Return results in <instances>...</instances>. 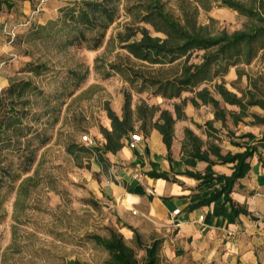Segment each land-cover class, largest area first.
<instances>
[{"label":"rangeland","instance_id":"rangeland-1","mask_svg":"<svg viewBox=\"0 0 264 264\" xmlns=\"http://www.w3.org/2000/svg\"><path fill=\"white\" fill-rule=\"evenodd\" d=\"M82 1L33 0L28 13L0 5V98L6 107L11 106V100H19L8 89L22 80H31L39 88L27 90L22 101L15 103L20 110L30 102L23 119L32 128L29 137L10 130L12 141L0 147V264H107L108 251L89 236L108 237L110 228L119 230L120 223L113 208L88 190L83 167L88 166L89 155L82 153L76 158L70 147L75 151L91 147L83 139L90 134L89 126L102 120L107 104H124L126 92L132 95L133 106L143 101L160 108L173 104L155 95L152 88L138 92L111 68L112 63H129L143 70L149 66L119 42L118 34L131 22L124 0L116 2L118 17L98 47H93L92 39L96 30H86V39L72 44L68 39L77 31L62 27V22L59 28L51 24L62 19V8ZM164 1L178 19L183 18V6L196 5L192 0ZM241 1L260 7V0ZM210 2V10L198 7L197 18L212 34L250 30L259 23L222 0ZM41 25L48 29L35 32ZM201 54L196 51L191 61L200 62ZM37 64L47 67L36 74ZM241 64L254 88L258 75L264 73V49L251 63ZM108 72L111 75L107 76ZM72 91L75 93L70 96ZM3 116L0 103V119ZM146 229L142 238L150 244L155 235ZM120 232L133 243L131 231ZM157 234L163 249L166 237L163 232ZM163 257L165 264H174Z\"/></svg>","mask_w":264,"mask_h":264},{"label":"crops","instance_id":"crops-1","mask_svg":"<svg viewBox=\"0 0 264 264\" xmlns=\"http://www.w3.org/2000/svg\"><path fill=\"white\" fill-rule=\"evenodd\" d=\"M32 1L14 0L13 8L28 13L32 10ZM239 70L243 72L240 79ZM248 74L243 70V64H239L231 67L223 78L200 87L207 86L220 101V112H223L220 117H216V109L211 104H203L197 99L200 104L195 105L191 92L172 99L170 107H162L176 118L175 104L188 98L187 104L182 106L184 116L174 124L170 150L157 128L148 124L145 131L138 121L135 131L123 138V147L116 152H107L104 149L107 140L100 130L101 125L112 130L107 111L99 123L88 128L90 134L87 135L94 139V145L84 151L70 147V153L76 158L82 153L89 155L88 166L83 167L86 185L96 198L103 199L113 208L120 223L119 230L131 231L133 235L128 227L133 226L143 234L148 227L155 235L154 239H158L157 233L163 232L166 240L160 254L174 264H264V123L255 118V115L264 117V107L252 105L246 109V114H242L239 105L224 102L214 88L216 81H224L230 91L239 97L244 95L247 100L249 92H256ZM242 83L245 85H240ZM257 95L263 96L261 92ZM123 105L117 102L110 106L122 117ZM132 107L135 109L136 106ZM158 115L159 112L155 120ZM187 130L202 140V150L217 145L225 155L243 152L248 146L256 148L249 158V172L237 180L231 193L237 206L247 213L235 214L224 197L203 203L218 185H215L216 180L206 181L190 174L204 175L209 162L190 153L192 143ZM134 133L142 135L140 142L133 143ZM98 153L102 154L104 164L99 161ZM210 158L216 161L212 166L215 175L233 173L235 163L219 161L214 154H210ZM177 208L180 213L174 215Z\"/></svg>","mask_w":264,"mask_h":264},{"label":"trees","instance_id":"trees-1","mask_svg":"<svg viewBox=\"0 0 264 264\" xmlns=\"http://www.w3.org/2000/svg\"><path fill=\"white\" fill-rule=\"evenodd\" d=\"M118 0H84L79 4L64 7L61 9L62 19L51 21L55 28L62 22V27L69 26V31H77L74 36L69 37V43L86 39V30H96L93 36L94 46L98 47L104 41L106 32L118 17ZM124 8L131 17V22L125 26V32L118 34L121 47L126 49L136 60L147 63L146 70L135 67L129 63H112L111 68L123 75L132 87L138 92L147 89H154V94L165 99L181 98L184 92H191V98L195 105L211 104L216 109V117H220L221 104L211 90L204 86L217 78H223L231 67L245 62L247 64L264 49V0H260V7L248 6L241 0H222L223 4L233 8L250 18L256 19L259 23L250 30H238L232 33L223 32L212 34L208 26L199 23L197 14L198 7L206 10L212 8L210 0H192L196 5L193 8L182 7L183 18H176L166 7L164 0H124ZM186 1V0H184ZM5 3L8 8H13L14 0H0V5ZM144 23L145 25H142ZM146 25H150L148 28ZM47 30V26L41 25L34 29L35 32ZM138 34L141 36L137 38ZM196 51H202L200 62H192L191 59ZM47 66L44 64L35 65V73L43 71ZM74 75L75 72H72ZM111 75L109 72L107 76ZM243 72L239 70V79ZM250 79V78H249ZM256 92H249L250 97L245 100L244 95L238 96L230 91L225 82H215V91L221 95L224 102L239 105L241 113L246 114V109L252 105L264 107V73H260L254 82ZM79 84H77V87ZM33 89L38 91V86L31 80H22L12 84L8 92L11 96L16 95L19 100H11L10 107L4 104V98H0L3 108V117L0 119V147H4L12 141L10 130L16 135L29 137L32 128L24 124V116L30 109V102L27 100L22 109L17 110V101L21 102L26 96V91ZM262 93V97L257 95ZM42 93V92H41ZM74 91L70 96L74 95ZM187 97L181 103L175 104L176 118L168 109H162L157 105H149L145 101L132 107V95L125 93L123 115L120 117L110 106L106 105L108 117L111 119L112 130L100 126V130L106 138L104 149L109 152H116L123 147V138L135 131L138 121H141L140 128L145 130L147 125L157 128L163 135L164 142L169 150L171 149L174 137V124L177 119L182 118V106L187 104ZM26 101V100H25ZM159 112L156 120V114ZM223 120L225 116H222ZM257 121L264 123V117L255 115ZM76 119V118H75ZM77 121V120H76ZM38 133V132H37ZM186 134L192 143L191 154L201 160L209 162L204 175L201 173H190L191 175L206 181L216 180L211 195L203 200V203H210L220 197L229 202L232 211L239 215L242 210L231 197L233 188L238 179L245 177L250 170L249 158L253 156L256 148L248 146L243 152L232 154L228 152L223 155L221 148L217 145H209L202 150L203 142L191 130ZM251 137H254L251 135ZM264 141V136L263 139ZM99 154V161L104 164L102 154ZM210 154L217 156L222 162L235 163L231 175L217 174L212 169L216 163L210 158ZM264 165V162H263ZM153 175L156 174L153 173ZM23 183V182H22ZM133 231L132 242L130 243L122 232L110 228V235L103 237L97 234L90 235V239L103 246L109 253L107 264H165L164 257L160 254L162 240L154 239L150 244H145L142 234L137 228L128 226ZM143 251L144 254H140ZM70 264H83L71 262Z\"/></svg>","mask_w":264,"mask_h":264},{"label":"built area","instance_id":"built-area-1","mask_svg":"<svg viewBox=\"0 0 264 264\" xmlns=\"http://www.w3.org/2000/svg\"><path fill=\"white\" fill-rule=\"evenodd\" d=\"M83 139H84L85 143H87L88 145H91V146H92V145L95 144L94 139H93L90 135H85V136L83 137ZM132 140H133V143H138V142H140V141L142 140V135L139 134V133H134V134L132 135ZM179 213H180V209L177 208V209L174 211V215H178ZM203 218H204V216L201 215V216H200V219L203 220Z\"/></svg>","mask_w":264,"mask_h":264}]
</instances>
